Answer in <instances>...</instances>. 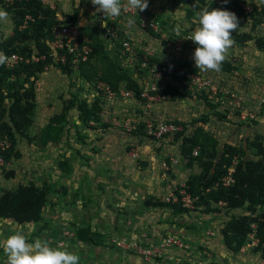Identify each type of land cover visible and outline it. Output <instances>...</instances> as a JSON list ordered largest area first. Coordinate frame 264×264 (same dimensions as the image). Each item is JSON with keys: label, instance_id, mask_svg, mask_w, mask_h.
Here are the masks:
<instances>
[{"label": "rangeland", "instance_id": "1", "mask_svg": "<svg viewBox=\"0 0 264 264\" xmlns=\"http://www.w3.org/2000/svg\"><path fill=\"white\" fill-rule=\"evenodd\" d=\"M45 1L46 5L56 10L60 19H68L78 10V24L88 25L86 30H96L91 36L103 39L105 46H102L105 49L107 46L113 49L112 45L116 39L119 40L120 32L124 30L126 35L133 30L136 42H130L136 46L141 38L145 39L146 45L154 43L160 49H167L170 45L176 61L182 59L177 64L171 62L172 65L205 76L217 88L241 96L239 103L227 104L228 108L236 109L235 105L243 103V107L250 111L249 117L255 115L257 119L243 121L241 116L230 113L228 123L220 122L212 116V110L200 98L201 94L194 93L199 95L196 102L188 98L165 100L163 94H151L155 99L147 101L145 105L139 104L134 97L122 98L119 95L108 102L109 105H105L107 107L103 110L102 120L104 125L110 123V128L96 126L94 122L90 123L94 129L84 127L77 108L68 112L65 123L60 122L65 107L75 98L74 95L78 94L80 99H86L89 103L98 96L93 84L101 81L104 57L98 50L99 53L92 56L88 64L74 66L76 70L70 76L50 67L40 76L37 85V108L34 125L29 132L31 139H18L19 157L13 159L8 170L0 177L1 189L15 190L20 184L31 181L39 186L51 183L56 187V194L49 196V204L44 212V222L49 230L41 232L44 224L19 225L11 220L3 221L0 223V243L8 236L22 232L29 242H34L36 238L47 239L52 247L78 254L80 264H178L185 258L190 264H263L251 248L242 249L237 255L226 249L221 230L229 216L224 213L191 212L174 217L168 210L146 209L143 204L149 198L167 201L171 192L183 187L191 175L200 173L202 169L196 164L192 168L187 167L186 161L181 158L180 141H175L174 134L166 135L160 141L141 134L145 130L139 136H133L113 126L112 120L147 121L154 125L166 122L177 127L178 131L183 130L180 124H186V134L196 135L208 148L216 146L221 149L224 144L239 145L246 138L253 140L257 135L264 136V53L257 50L254 43L245 47L234 44L225 62H232L237 69L227 70L224 62L222 71L205 73L195 67L192 59L196 45L186 40L188 34L199 26L198 18L196 15L188 18V7L182 0H149V7L144 12L128 9L118 18L96 14V6L92 5L91 0ZM141 16L154 22L157 31L152 29L153 32H149L147 28L139 27L137 18ZM15 26L16 21L11 15L8 25H0V40L12 36ZM105 26L110 27V36H103L105 34L101 28ZM177 27L180 28L179 35ZM249 30V23L239 20V29L232 35ZM255 33L264 37V27ZM176 44L182 46L180 54L175 51ZM144 47L151 51V48ZM82 72L90 75L91 81H87ZM132 77L141 87L148 81V78L137 73ZM125 85L121 84L119 92L127 91ZM186 86L189 91L192 89L191 94L192 91H204L187 85V80L173 89L182 94L187 92ZM173 89L169 93L170 97L175 92ZM210 99L217 100L213 94ZM216 109L220 112L224 110L217 106ZM202 114L209 115L206 125L196 122ZM52 121L53 129L48 134V125ZM61 124H66V129L59 134ZM78 132L85 137L84 140ZM172 156L179 164L165 170L162 163ZM9 171L14 172L11 179L5 177ZM63 188L67 189L66 195L63 194ZM76 195L78 198L74 201ZM233 213L239 215L243 212L236 210ZM88 224L93 230L102 233L109 245L115 244L120 250L75 242L76 230ZM172 238L181 240L183 247L165 249L158 254L161 260L154 255L145 259L137 253L126 251L128 246H120L128 244L135 250V245L146 244L151 247ZM0 264H6L2 247Z\"/></svg>", "mask_w": 264, "mask_h": 264}, {"label": "trees", "instance_id": "2", "mask_svg": "<svg viewBox=\"0 0 264 264\" xmlns=\"http://www.w3.org/2000/svg\"><path fill=\"white\" fill-rule=\"evenodd\" d=\"M187 5V16L191 19L198 11L203 8L208 10L221 9L234 12L239 20L246 21L250 25V30L241 34L233 35L235 44L238 47H245L249 43H254L257 50L264 53V37L256 35V31L260 27H264V1L253 4V10L246 13L243 0H182ZM0 6L10 12L16 21L15 33L3 40H0V52L9 56L18 51L24 54L32 55L38 52L39 56H45V59L39 62L29 64H21L14 69H8L4 65L0 66V140L9 139L12 143L10 151L4 152L5 160L9 163L14 158H18L17 151L18 139L30 138V129L34 125V117L37 108V85L39 78L50 67L59 69L62 74L72 75L76 70L69 59L66 65L60 63L55 64L51 56L52 50L46 44V41L52 39L56 29L63 25L74 24L79 25V11L75 10L72 17L68 19H60L55 9L46 5L42 0H29L24 2L9 3L6 0H0ZM31 15L33 21L30 22L25 31L19 29V23L25 16ZM66 18V17H65ZM140 27V20H137ZM115 26V25H114ZM87 28V27H86ZM110 28V27H109ZM108 27L101 28L102 32L110 36ZM96 31V30H94ZM93 30H86L80 27V42L87 43L92 48V56L98 50L103 54V75L101 81H95V90L99 82L107 84L113 91L119 92L121 84L125 83L127 91L134 94L136 101L146 104V99L142 98V87L133 79V74H143L139 71V63L142 61L144 52L142 48L134 45L132 42L135 63L133 66L123 67L121 58V50L125 40L130 42L128 35L124 31L120 32L119 40L115 41V55L110 58L104 48V42L98 40V37L91 36ZM147 31L153 32L151 28ZM97 32V31H96ZM118 33V32H117ZM112 35V33H111ZM89 38V40H86ZM104 45V46H102ZM97 47V48H96ZM105 50V51H104ZM81 63L79 67L88 64ZM151 63H161L158 57H150ZM227 70L237 69L232 62H225ZM78 67V68H79ZM190 71V70H186ZM87 81H91L92 77L86 72H82ZM185 78L175 76L174 85L169 86L165 94L172 93L171 89L179 83L183 84ZM186 88H188L186 86ZM221 89V88H220ZM174 90V89H173ZM189 91L179 94L178 90L171 96V100L190 99L198 101L194 93L201 94L200 98L206 106L212 110V116L223 123L229 122L230 113H235L238 117L240 111L228 108V105L222 106L219 93L215 98L216 101L210 99V93L205 90L202 92ZM162 94V93H161ZM178 94V95H177ZM65 107L64 113L59 119L60 122H66L68 112L77 108L79 112V120L82 125L88 129H94L90 123L94 122L96 126L104 125L102 120V112L105 102L101 96H97L92 103L86 99H80L78 94ZM215 103V105H213ZM217 107L224 108L218 111ZM234 110V111H232ZM209 121V115H203L196 120L197 123L206 125ZM54 122L48 125V134L53 129ZM136 130L130 132L133 136H139L141 131L145 130L147 122L137 120ZM182 131L174 133L176 142L180 141L181 158L186 161V165L192 168L195 164L202 169L200 173L191 175L185 182L183 187H178L177 196L181 199L180 191L184 190L194 199V207L185 206L181 200L179 202H166L157 197L149 198L143 206L148 209L168 210L174 217H180L191 212H200L205 214H225L229 216V220L225 222L221 230L222 241L226 249L234 255L240 254L241 250L250 244L253 239L257 242L251 250L258 255L264 264V136L257 135L253 140L246 138L239 145L224 144L221 149L213 146L208 148L196 135H187L188 127L186 124ZM111 127L110 123L104 125ZM66 129V124L60 125L59 134ZM79 137L84 140L85 137ZM146 135V133H141ZM154 140L153 138L149 137ZM199 148L198 154L194 155V151ZM169 161V160H168ZM234 168L232 174L233 182L229 186H224V179L229 171ZM7 179L14 177V172L5 173ZM56 187L51 183H45L39 186L36 182L31 181L28 184H20L15 190L0 188V223L3 221H13L19 225L27 224H44L41 232L49 230L46 222H44V212L49 204V196L56 194ZM67 189L63 188V194L66 195ZM78 195L74 198L77 201ZM91 200H89V203ZM241 210L243 213L236 215L233 212ZM173 223V221H172ZM182 226V225H180ZM192 229V226H189ZM188 229V228H187ZM251 236L254 238L251 239ZM75 242L86 243L94 247H104L110 249H118L115 244H108L106 237L92 229L91 225H83L76 230ZM120 250V249H118ZM157 259L161 260V258ZM176 264V263H175ZM178 264H190L185 258Z\"/></svg>", "mask_w": 264, "mask_h": 264}, {"label": "built area", "instance_id": "3", "mask_svg": "<svg viewBox=\"0 0 264 264\" xmlns=\"http://www.w3.org/2000/svg\"><path fill=\"white\" fill-rule=\"evenodd\" d=\"M9 3L13 2H24L29 0H6ZM43 1V0H42ZM243 6L246 11V13H250L253 10V4L258 3L260 1L264 0H243ZM130 10V9H129ZM126 12V11H124ZM123 12V13H124ZM130 16H133L131 14H127ZM145 17V16H144ZM146 18V19H145ZM143 18H137L140 20V25L144 28H151L157 31V25L154 22H150L147 17ZM33 21V18L31 15L25 16L24 20L19 23V29L21 31H25L26 28H28V25L30 22ZM102 22V21H100ZM105 24V23H104ZM113 36V33H112ZM80 26L74 25V24H67L63 25L60 28L56 29L53 37L51 40L46 41V44L50 47L52 50L51 56L54 63H60L62 65H66L69 59L71 60L72 64L74 66H78L81 63H86L89 61L90 55L92 53L91 47L88 45L87 41H84V43L80 42ZM144 55L142 56V61L139 63L140 69L139 71L143 74L145 78H148V81L142 86V98L146 99V101L150 102L155 99V97L151 94H163L162 98L165 100H171V97L169 94H165V91L169 88V86H173L174 77L179 76L182 78H185L187 80V85H190L193 88H196L198 90H205L206 92L210 93V96L213 94L214 96H217L219 93L222 95L219 98L220 103L225 106L227 104L231 103H239L240 99L239 95L217 88L214 83L207 77L202 76L200 74H195L191 71H186L180 67H176L175 65L168 64V63H151L150 57H153L154 54L150 52V49L143 48ZM176 52L180 53L182 51V46L178 45L175 48ZM121 60L123 61V66H133L135 63L134 58V52L131 42L125 41L123 43V47L121 50ZM8 62L4 64V66L8 69H14L15 67L21 65V64H29V63H35L39 62L40 60L45 59V56H39L38 52L33 53L32 55L24 54L22 51H18L16 53H13L9 56H7ZM96 92L99 96L102 97L103 101L106 105H109L108 102H111L114 100L117 96H122V98H131L134 97L133 92L131 91H120L115 92L113 91L107 84L103 82H99L96 87ZM231 101V102H229ZM241 104L235 105L236 109L240 111V116L243 121H252L257 119L255 115H250L246 108L243 107ZM107 107V106H106ZM104 107V109L106 108ZM104 111L102 112L101 116L103 117ZM147 122V121H146ZM112 123L114 124L116 128H122L127 132H132L136 130L138 124L137 120H117L113 119ZM179 129L175 127L172 124H168L166 122H160L157 125H154L152 122H147L145 133L148 137L153 138L156 141H160L163 139L166 135L174 134ZM12 147V143L9 139H5L4 141L0 140V177L4 173V171L8 168V165L11 164L5 160L4 152L10 151ZM198 151H194V155H197ZM179 164L178 160L175 157H170L169 161H164L162 163V167L165 170H169L172 167H175ZM8 170V169H7ZM234 172V168H232L229 171V174L227 177L223 180L224 186H229L234 180L232 177V174ZM178 189L176 188L174 190V193L171 192L167 198L166 202H174L177 203L179 200L181 202L189 207H194V199L187 194L184 190L180 191L181 199L176 194V191ZM254 237L251 236V239ZM123 244H126L125 241H123ZM181 240H176L175 238H172L170 240H167L165 243H161L159 245H146L141 244L135 245V250L129 246L126 245H120V246H128L126 251H129L131 253H137L141 257L145 259L152 258L151 256L158 257L159 253H162L165 249H168L170 247L173 248H180L183 247ZM257 245V242L253 239V241L248 244L246 248H253ZM157 249H154V248ZM200 264V263H199Z\"/></svg>", "mask_w": 264, "mask_h": 264}, {"label": "clouds", "instance_id": "4", "mask_svg": "<svg viewBox=\"0 0 264 264\" xmlns=\"http://www.w3.org/2000/svg\"><path fill=\"white\" fill-rule=\"evenodd\" d=\"M98 13L104 17L118 18L128 9L144 12L149 0H91ZM227 3V0H225ZM183 7V5L181 6ZM11 13L0 8V25L11 22ZM198 27L188 34L186 40L195 45L192 59L201 72H220L235 44L233 33L239 29V19L234 12L203 8L196 13ZM177 35L180 28L176 29ZM5 53L0 52V66L8 62ZM0 247L6 257V264H80V256L67 249L52 247L47 239L36 238L29 242L22 232L8 236Z\"/></svg>", "mask_w": 264, "mask_h": 264}, {"label": "crops", "instance_id": "5", "mask_svg": "<svg viewBox=\"0 0 264 264\" xmlns=\"http://www.w3.org/2000/svg\"><path fill=\"white\" fill-rule=\"evenodd\" d=\"M43 2L46 4V1L45 0H43ZM96 14H99L100 15V13H98L97 11H96ZM125 16V15H124ZM79 17H80V15H79ZM126 17V16H125ZM79 26L81 27V28H86V27H88V25H84V26H81L80 24H79ZM137 27V26H136ZM103 28V27H102ZM124 32H125V30H124ZM127 32V31H126ZM129 33V34H128ZM127 33V35L129 36V38L131 39V40H133V41H135L136 42V40L134 39V35H136V34H133V30H130L129 32ZM146 35V34H145ZM142 40H140V41H138V44H137V46L138 47H140V48H145L144 46H146V47H149V48H151V53H153L154 54V57H158V59L160 60V62L162 63V64H166V63H168V64H177V61L178 62H182V59H177V61H176V58H175V55L172 53V49L170 48V45H169V47H167V49H160L159 47H156V45L154 44V43H152L151 45L149 44V45H146L145 43H146V41H145V39L144 38H141ZM86 40H89V38H87ZM110 43V42H109ZM136 45V44H135ZM114 46H115V44H114ZM114 46L112 45V47L111 48H113V49H110L109 48V46H107L106 47V52H107V54H109V57L110 58H113L114 57V55H115V48H114ZM176 46H178V44H176ZM112 50V51H111ZM176 51V50H175ZM178 53V52H177ZM180 54V53H179ZM167 60V61H164V60ZM172 62V63H171ZM143 108V107H142Z\"/></svg>", "mask_w": 264, "mask_h": 264}, {"label": "bare ground", "instance_id": "6", "mask_svg": "<svg viewBox=\"0 0 264 264\" xmlns=\"http://www.w3.org/2000/svg\"><path fill=\"white\" fill-rule=\"evenodd\" d=\"M89 45V44H88ZM90 46V45H89ZM91 47V46H90ZM92 49V48H91ZM91 56V55H90ZM90 59V58H89ZM74 66V65H73Z\"/></svg>", "mask_w": 264, "mask_h": 264}]
</instances>
